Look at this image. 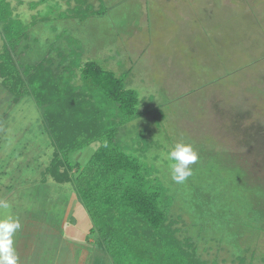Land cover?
<instances>
[{
    "label": "rangeland",
    "instance_id": "374dc122",
    "mask_svg": "<svg viewBox=\"0 0 264 264\" xmlns=\"http://www.w3.org/2000/svg\"><path fill=\"white\" fill-rule=\"evenodd\" d=\"M10 1L28 24L16 53L23 63L51 57L58 64L60 52L76 48L82 60L126 75L138 90L149 110L123 137L128 144L139 133L154 137L145 158L175 199L173 213L183 215L181 237L201 233L198 250L210 263L264 264V190L250 187V174L264 182V0H105V14L85 22L61 17L64 0ZM2 80L0 74V200L11 208L0 215L21 224L18 264H73L76 248L67 251L62 239L76 190L45 173L53 148L42 111L31 95L14 102ZM180 140L193 145L198 160L176 183L168 152ZM98 146L71 153L73 163L85 166ZM94 249L91 264H113L95 242Z\"/></svg>",
    "mask_w": 264,
    "mask_h": 264
},
{
    "label": "trees",
    "instance_id": "16d2710c",
    "mask_svg": "<svg viewBox=\"0 0 264 264\" xmlns=\"http://www.w3.org/2000/svg\"><path fill=\"white\" fill-rule=\"evenodd\" d=\"M64 1L68 8L61 17L66 19L85 22L106 12L105 0H99L98 9L95 0ZM0 24L2 83L14 102L31 95L42 111L53 148L45 173L59 183H73L91 219L88 237H95L102 253L113 264H216L199 253L201 233L180 235L183 215L173 213L175 199L145 158L154 137L139 133L131 144L124 140V127L149 110L141 107L140 94L127 85L126 75L96 60H82L76 48L60 52L61 64L51 57L23 63L16 53L29 36L28 24L13 14L10 0H0ZM94 142L99 146L87 164L73 163L71 153ZM76 167L79 173H72ZM250 187L264 190V182L252 181L250 174Z\"/></svg>",
    "mask_w": 264,
    "mask_h": 264
},
{
    "label": "clouds",
    "instance_id": "9594fccd",
    "mask_svg": "<svg viewBox=\"0 0 264 264\" xmlns=\"http://www.w3.org/2000/svg\"><path fill=\"white\" fill-rule=\"evenodd\" d=\"M169 168L172 179L183 183L192 175L193 165L198 160V154L190 142L184 140L173 144L168 152ZM8 201L0 200V209H10ZM21 228L18 218L11 214L0 215V264H18V254L14 246V236Z\"/></svg>",
    "mask_w": 264,
    "mask_h": 264
},
{
    "label": "crops",
    "instance_id": "0c3cea01",
    "mask_svg": "<svg viewBox=\"0 0 264 264\" xmlns=\"http://www.w3.org/2000/svg\"><path fill=\"white\" fill-rule=\"evenodd\" d=\"M70 195L72 196V201L70 203V207L68 206L69 220L66 219L64 221L65 229L63 228V230H66L64 231L66 237H64L62 240L64 246L67 248V251H71L73 247L76 248V256L74 257L73 255L71 258V260L74 262L73 264H89V262L91 264L93 261L92 255L95 252L94 240L88 237L91 221L88 219L89 215L86 214L83 204L80 201L76 202L77 192L72 190ZM18 256L21 257V254ZM29 258L31 257L29 256ZM22 260L24 264H28L26 260ZM61 263L62 261H57L54 264Z\"/></svg>",
    "mask_w": 264,
    "mask_h": 264
}]
</instances>
